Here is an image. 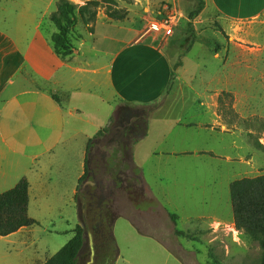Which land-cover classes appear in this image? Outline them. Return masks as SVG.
Instances as JSON below:
<instances>
[{
    "label": "rangeland",
    "instance_id": "1",
    "mask_svg": "<svg viewBox=\"0 0 264 264\" xmlns=\"http://www.w3.org/2000/svg\"><path fill=\"white\" fill-rule=\"evenodd\" d=\"M58 1L0 0V26L7 28L21 20L31 29L40 27L49 40L57 32L49 17ZM68 1L77 6L87 2ZM117 3L125 14L122 21L108 18L104 4L95 9L92 20L76 13L67 34V56L59 55L72 77L71 88L80 93L76 103L85 112L89 128L93 129V119L97 121L101 115L113 120L111 132L95 148L101 176L106 170L103 148H111L114 139H121L127 146L124 164L128 169L123 177L130 182L134 177L130 168L132 141L141 137L145 120L149 123L157 118L137 155L153 198L140 188L132 199L123 190L117 191L111 205L115 211L110 235L105 236L104 226L97 227L103 209L97 192L91 195L87 219L83 220L79 211L80 223L70 187L75 169L60 170L51 165V159L40 158L27 167V178L23 177L29 188L31 182L27 213L36 224L0 237V264L45 262L73 237L77 225L84 229L77 264H258V244L234 228L229 185L241 178L264 175V12L248 20H231L205 5L193 20L198 41L188 46L189 14L196 0ZM162 23L167 26L164 31L151 28ZM134 34L149 36L171 62V82L165 96L148 107L124 103L108 88L112 57L132 42ZM207 40L210 46L205 44ZM222 92L231 98L224 97L219 108ZM58 97L63 101V94L58 93ZM180 117L185 119L179 126L206 128L217 138L178 130L173 143H164L170 120ZM189 122L194 123L187 125ZM166 146L177 150L209 146L216 155L152 157L153 149L162 151ZM81 195V190L77 191L79 204ZM168 213L178 217L175 225ZM174 230L189 233L194 239L176 236Z\"/></svg>",
    "mask_w": 264,
    "mask_h": 264
},
{
    "label": "crops",
    "instance_id": "2",
    "mask_svg": "<svg viewBox=\"0 0 264 264\" xmlns=\"http://www.w3.org/2000/svg\"><path fill=\"white\" fill-rule=\"evenodd\" d=\"M204 1L206 7L214 8L223 17L231 20H248L264 12V0ZM20 21L7 28L0 26V194L13 188L26 176L28 168L40 158L46 157L51 159V165L55 164L57 169H75L70 187L74 198L77 191L82 192L80 204L76 199L80 223L79 211L82 212V219H87V207L91 195L96 192L98 204H105L109 210L115 203L113 197L117 191L123 190L131 198L132 195L136 197L137 191L142 189L143 193L146 191L153 198L145 170L139 167L142 164L137 155L141 145L150 136L152 121L157 118L150 119L145 136L131 144L130 168L134 177L130 182L123 177L124 170L128 169L124 159L117 172L108 171L111 154L119 149V143L115 141L117 139H114L111 148L110 145L103 148L106 154V170L103 176L99 174L95 148L100 139L109 134L107 133L92 144L88 173L79 185V179L85 173L87 145L105 128L110 118L101 115L99 120L93 119V129L89 128L85 112L76 103L80 93L71 88L72 77L68 75L64 61L53 51L50 39L43 36L40 27L33 26L31 29ZM132 37V42L122 46L112 57L107 76L108 88L120 101L135 107H145L162 101L165 96L172 73L171 62L149 36L134 34ZM58 93L63 94L64 102L60 100L57 103L53 100L52 95ZM182 117L170 120L171 123L167 126L170 129L165 132L164 143L169 140H172L169 144L173 143L178 130L192 134L196 132L197 136H205L207 139L217 138L213 131L206 128L179 126L185 119ZM162 120L167 121L165 118ZM199 122L202 123L201 120ZM200 132L204 134L199 135ZM126 150L123 153L124 158ZM206 152L216 155L213 147L209 146L179 150L166 146L162 151L153 149L151 155L172 159L199 158L205 157L202 153ZM117 155L120 157L121 154ZM136 169L140 170L139 174L135 172ZM39 171L40 169L36 172L38 181L41 182L42 175ZM129 203H134V200L129 199ZM45 262L35 260L28 264Z\"/></svg>",
    "mask_w": 264,
    "mask_h": 264
},
{
    "label": "trees",
    "instance_id": "3",
    "mask_svg": "<svg viewBox=\"0 0 264 264\" xmlns=\"http://www.w3.org/2000/svg\"><path fill=\"white\" fill-rule=\"evenodd\" d=\"M118 1L119 0H87L85 5L77 6L68 0H59L56 4V11L49 17L50 21L57 29V32L52 34L50 39L55 54L59 57L67 56V51L69 49L67 34L75 23L76 13H78L82 18L88 15V18L92 20L95 17V9L100 4H104L106 6L105 15L108 18L114 21L124 20L125 14L117 8ZM204 6V0H196L195 8L189 14V23L187 27L189 37L188 46L198 41L196 35L194 34L193 20L202 12ZM205 44L210 46L211 42L207 40L205 41ZM59 54L62 55L60 56ZM180 65L181 61L178 62L177 66ZM170 82L171 78L169 85ZM224 97L231 98V95L225 92L220 94L218 98L219 108H221L224 103ZM52 98L57 103H60L58 95H52ZM111 122H113L112 118L109 119L105 128L102 131H99L89 141L85 158V173L83 177L79 179V185L88 173V161L92 144L98 138L111 132ZM143 124L144 130L141 137L134 139L132 144L136 143L138 140L143 138V136H145L148 122L145 120ZM127 135L128 134L125 132L124 137ZM115 141L119 143V149L112 152L111 158L108 161V171L112 172H117L118 167L121 166V162L124 159L123 153L127 149L123 140L117 139ZM117 153L121 154L120 157H118ZM135 172L139 174L140 170L136 169ZM138 182L141 183L140 181ZM28 188L29 185L27 180L22 178L13 188L0 194V237L9 236L18 232L22 228L31 227L36 224L33 219L28 217L27 213L29 202ZM229 196L232 207L234 228L258 244L260 249L258 264H264V175L251 178H241L231 182L229 185ZM102 205L103 209L98 214V221L101 223V227L104 226L105 228V236H109V226H111L113 214L111 210L107 209L105 204ZM168 217L171 223L175 225L178 217L169 213ZM73 232V237L44 264H77L79 253L84 244V229L82 226L77 225ZM174 234L179 237H185L189 240L194 239L189 233H184L178 230H174Z\"/></svg>",
    "mask_w": 264,
    "mask_h": 264
},
{
    "label": "built area",
    "instance_id": "4",
    "mask_svg": "<svg viewBox=\"0 0 264 264\" xmlns=\"http://www.w3.org/2000/svg\"><path fill=\"white\" fill-rule=\"evenodd\" d=\"M151 28L153 29H160V31H164L166 28H167V26L164 24V23H162V24H159V25H157V24H152L151 25ZM151 29V30H152Z\"/></svg>",
    "mask_w": 264,
    "mask_h": 264
},
{
    "label": "flooded vegetation",
    "instance_id": "5",
    "mask_svg": "<svg viewBox=\"0 0 264 264\" xmlns=\"http://www.w3.org/2000/svg\"><path fill=\"white\" fill-rule=\"evenodd\" d=\"M97 227L99 228V225H97Z\"/></svg>",
    "mask_w": 264,
    "mask_h": 264
}]
</instances>
